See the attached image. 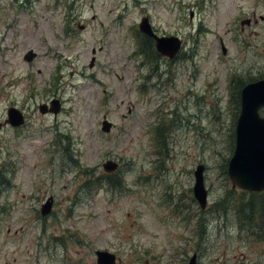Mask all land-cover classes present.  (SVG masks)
<instances>
[{
	"label": "rangeland",
	"instance_id": "374dc122",
	"mask_svg": "<svg viewBox=\"0 0 264 264\" xmlns=\"http://www.w3.org/2000/svg\"><path fill=\"white\" fill-rule=\"evenodd\" d=\"M142 17L183 39L178 57L156 60ZM232 75L264 76V0H0V264H97L96 250L116 264H264V192L226 173ZM53 99L61 110L42 113ZM10 107L24 124L6 123Z\"/></svg>",
	"mask_w": 264,
	"mask_h": 264
},
{
	"label": "water",
	"instance_id": "95a60500",
	"mask_svg": "<svg viewBox=\"0 0 264 264\" xmlns=\"http://www.w3.org/2000/svg\"><path fill=\"white\" fill-rule=\"evenodd\" d=\"M140 29L156 40L157 50L170 58H174L182 46L179 36H159L155 33L148 17L140 22ZM226 53L225 47H223ZM36 53L30 50L25 59L32 61ZM240 114L236 123V145L231 156L227 173L234 188H240L258 193L264 190V116L260 110L264 108V78L247 83L241 91ZM61 110V103L53 99L50 103L40 105L42 113H58ZM25 122L24 113L17 107H10L6 123L14 126L22 125ZM112 123L108 120L103 122V130L109 131ZM106 171H114L118 163L109 160L104 164ZM194 195L200 206L204 209L208 205L209 191L205 184V165L199 164L195 171ZM53 198L50 197L47 203L43 204L42 213L46 215L52 210ZM98 264H116L115 254L107 251H97ZM188 264H197V254H194Z\"/></svg>",
	"mask_w": 264,
	"mask_h": 264
},
{
	"label": "trees",
	"instance_id": "16d2710c",
	"mask_svg": "<svg viewBox=\"0 0 264 264\" xmlns=\"http://www.w3.org/2000/svg\"><path fill=\"white\" fill-rule=\"evenodd\" d=\"M144 39H145V43H147L148 44V48H149V51H152L155 55H156V60H158V58L159 57H161V55H160V53L157 51V49H156V47H155V41H154V39L152 38V37H149V36H144ZM140 45H141V43H140ZM142 46H143V44H142ZM139 52H140V48H139ZM235 82H236V80H235V78H234V80H233V78H232V81H231V85H230V90H231V93H234V90H235V88H240L241 89V87L245 84H242V82L240 83L239 81V83H238V86H236V84H235ZM240 84H242V85H240ZM240 85V86H239ZM234 95H232V97H233ZM236 97V96H235ZM239 98H240V92H238V94H237V106L239 105ZM230 102H231V96H230V100H229ZM109 175H111V174H109ZM108 175V176H109ZM108 179H109V182H111V183H114V177H107ZM94 180V183H95V180H96V178L94 177V179H92V181ZM257 206V205H256ZM264 207V206H263ZM260 210H263V208H261ZM257 211H258V209H257ZM261 221V224H262V226H264V220H260Z\"/></svg>",
	"mask_w": 264,
	"mask_h": 264
}]
</instances>
